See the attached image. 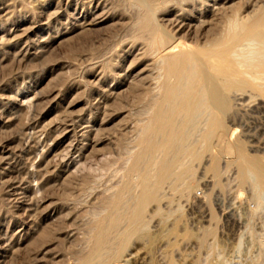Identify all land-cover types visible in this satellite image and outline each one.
<instances>
[{"label": "rangeland", "instance_id": "rangeland-1", "mask_svg": "<svg viewBox=\"0 0 264 264\" xmlns=\"http://www.w3.org/2000/svg\"><path fill=\"white\" fill-rule=\"evenodd\" d=\"M154 1L162 28L149 31L133 0H0V264H79L90 253L96 215L131 166L148 105L136 79L161 31L174 37L172 22L185 18L196 30L182 40L195 45L210 36L200 21L214 28L227 11L264 8V0ZM254 100L225 116L234 138H215L182 189L163 186L146 209L147 235L133 238L114 264H264V192L255 174L242 180L232 149L242 142L264 161V104ZM127 227L119 222L112 238Z\"/></svg>", "mask_w": 264, "mask_h": 264}, {"label": "bare ground", "instance_id": "bare-ground-1", "mask_svg": "<svg viewBox=\"0 0 264 264\" xmlns=\"http://www.w3.org/2000/svg\"><path fill=\"white\" fill-rule=\"evenodd\" d=\"M133 1L145 10H143L145 16L141 21L143 27L149 31L157 29L158 23L157 26L154 23L155 20L159 22V19L154 20L156 1ZM186 9H188L187 6ZM227 10H229L228 7ZM227 10L223 9L221 13ZM182 12L185 11L182 10ZM228 12L225 13L226 15L217 16L214 28L206 19L200 21V24L197 23L202 32L210 31V36L205 37V40H199L195 45L182 40V36L190 33L195 24L177 15L179 18L171 24L174 37H171L172 34L169 35L166 29L161 31L157 40L159 44L156 53L152 58L150 55L149 63L143 68H138L139 76L136 80L139 82L140 93L148 103L144 111L146 117L141 118L139 123L140 129L135 139L137 146L134 147L135 152L133 151L131 159L128 160L131 161V166L123 177L124 184L114 198L109 202L106 200L107 208L104 213L101 212L104 215L107 214L96 215L100 218L96 222L93 221L95 224L92 227V249L89 254L80 259L79 264H114L120 254L126 251L133 238L141 239L147 235L146 209L148 205L162 197L163 186L166 183H172L177 189L188 183V180L194 177L195 169L193 170L191 163L201 159L206 153L210 154L215 138L222 144L227 143L229 138H234L237 130H230L225 125V116L229 114L228 117L231 118L247 100L251 102L255 98L258 104H264V8L256 12L252 11L249 15H241L239 11L229 15ZM165 14H167L166 11ZM162 17L165 18V16ZM232 149L239 160L237 173L242 180L246 181L248 175L255 174L260 186L258 190L262 188L264 192L263 159L249 156L242 142H237ZM209 154L206 155L207 158H210ZM220 156V153L211 155L209 159L211 173L216 174L220 171ZM206 162L209 165L207 160ZM134 176L139 178L140 182L137 185L133 182ZM136 186L140 187V192L137 190L139 194L134 196L132 192ZM122 220H127L128 227L120 232L123 238L115 241L112 235L118 230V223Z\"/></svg>", "mask_w": 264, "mask_h": 264}]
</instances>
